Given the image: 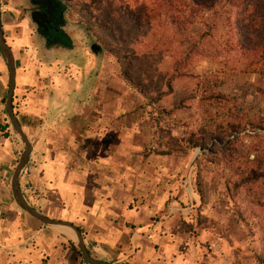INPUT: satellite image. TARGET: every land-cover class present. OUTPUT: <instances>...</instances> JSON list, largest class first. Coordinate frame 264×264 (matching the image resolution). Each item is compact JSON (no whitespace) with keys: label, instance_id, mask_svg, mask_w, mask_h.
<instances>
[{"label":"rangeland","instance_id":"rangeland-1","mask_svg":"<svg viewBox=\"0 0 264 264\" xmlns=\"http://www.w3.org/2000/svg\"><path fill=\"white\" fill-rule=\"evenodd\" d=\"M242 1L214 14L197 0H66L69 19L89 30L87 43L102 47L107 61L121 65L130 89L120 102L142 103L133 110L135 136L112 141L130 150L121 163L136 166L119 173L132 183L125 188L131 196L120 193L124 208L119 210L135 221L141 240L147 228L161 222L156 233L166 246L160 251L138 246L131 264H264V179L251 180L246 171L255 151L264 155V2L258 13L248 14ZM251 16L260 21L257 26L245 21ZM250 122L255 130L230 137V124ZM208 134L215 140L206 150L164 155L173 145L185 149L186 141L200 143ZM111 158L97 162L108 167ZM31 174L23 185L29 204L45 215L51 208L59 213L52 219L64 221L63 207L49 204L50 194L43 192L48 188L42 173ZM93 174L105 182L117 173ZM151 198L160 201L158 208L147 207ZM141 222L145 226L137 229ZM121 233L127 240L131 230ZM120 248L129 253L125 243ZM77 258L81 263L80 252Z\"/></svg>","mask_w":264,"mask_h":264},{"label":"crops","instance_id":"crops-1","mask_svg":"<svg viewBox=\"0 0 264 264\" xmlns=\"http://www.w3.org/2000/svg\"><path fill=\"white\" fill-rule=\"evenodd\" d=\"M0 1L2 31L17 71L14 111L32 145L20 179L26 199L29 200L24 183L33 176L31 173H42L48 188V192H43L50 194L49 204L63 207V220L82 231L86 245L88 241L94 242L87 249L95 259L131 264L138 246L147 247L146 250L158 246V251L163 250L165 238L156 233L161 231V222L147 228L141 240L135 221L130 215L122 216L124 211H120L124 208L120 193L131 196L132 192L125 188L132 183L129 179L121 180L119 173L133 172L136 166L121 163L120 157L130 150L121 149L112 141L135 136L133 110L142 104L120 102L121 93L125 94L129 88L121 65L117 61L115 65L112 59L107 61L102 47L87 43L90 37L86 28L69 19V9L61 43L46 47L27 12L28 1ZM66 38L71 40V48L63 46ZM8 87L9 71L0 50V264H82L67 229L27 219L29 216L20 211L13 198L11 179L23 145L13 136L7 119ZM104 99L109 103H103ZM101 156H113L111 163L107 161L108 167L97 162ZM99 171L117 174L104 182L103 176L93 174ZM157 200L153 202L151 198L147 207L151 204L158 208ZM57 214L50 208L46 216L52 219ZM151 215H147V223ZM125 228L131 230L127 240L120 238ZM106 236L111 241L105 240ZM103 242L114 245L113 251L118 252L112 254ZM121 243L129 247V253H124Z\"/></svg>","mask_w":264,"mask_h":264},{"label":"water","instance_id":"water-1","mask_svg":"<svg viewBox=\"0 0 264 264\" xmlns=\"http://www.w3.org/2000/svg\"><path fill=\"white\" fill-rule=\"evenodd\" d=\"M0 50L3 54V57L7 63L8 71H9V87H8V95L6 99V112L11 120L14 130L20 139L23 142V151L21 153L19 162L17 167L14 170L12 179H11V191L13 198L17 204V206L28 214L30 217L35 219L36 221L40 222L42 225L49 226V227H62L67 229L73 239V243H75L76 247L78 248L82 260L88 264H115L110 262L101 261L98 259L93 258L87 249L85 237L82 231L73 223L68 221H61L57 219H51L43 214L41 211L37 210L35 207L31 206L27 201L25 195L23 194L21 187H20V179L22 174L27 166L29 161L31 152H32V145L26 133L23 131L22 126L15 114L13 99H14V92L16 88V65L13 52L11 48L7 45L4 34L2 31V11H1V1H0Z\"/></svg>","mask_w":264,"mask_h":264},{"label":"trees","instance_id":"trees-1","mask_svg":"<svg viewBox=\"0 0 264 264\" xmlns=\"http://www.w3.org/2000/svg\"><path fill=\"white\" fill-rule=\"evenodd\" d=\"M198 1V6L202 7L203 9H208L209 12H213L214 14H218V8L223 7L225 4L227 5H235V1L238 0H197ZM242 1V0H241ZM264 0H243L242 2H240V4H242L243 8H244V12L245 13H252L253 11H256L257 13L260 11L262 4H263ZM180 7V6H179ZM178 8V7H177ZM216 9V11H215ZM178 10V9H176ZM246 14H244L245 16ZM263 15H261L262 17ZM245 21H248L252 24V26H257L258 23H260V21L258 19L253 18L251 16L247 18ZM263 23V22H262ZM95 23H92V26H94ZM249 28V32L252 34L254 29L253 27ZM85 31L89 34V30L85 29ZM205 35H201V37H204ZM64 47L66 48H71L72 47V42L70 39L66 38V42L63 44ZM263 54H264V49H263ZM214 99L220 98V97H213ZM223 98V97H221ZM222 100V99H220ZM220 104H224V103H220ZM264 123V122H263ZM254 123L250 122L247 126L243 127L242 123L239 124H230L229 125V131H230V137H233L234 134H238V133H242L243 131L246 130V128H250L252 130H255V125H253ZM258 128V127H257ZM262 129H264V127H262ZM215 140L214 135L212 134H208L207 136H204L201 138V142L200 143H195L192 140H188L186 141L187 143V148H183V147H178L176 145H173L171 147H169L168 151L164 154V155H172L174 152H179L182 154H186L187 150H192V149H196V148H200L203 150H206L209 148V145L211 144V142ZM237 138H233V141H236ZM229 143H232V141H230ZM255 155H253V159L249 161V163L246 165L247 166V176L251 179V180H255L256 182L259 180H263L264 179V155H258V151H255ZM252 157V156H251ZM250 157V158H251ZM241 169L238 168L237 171H240ZM245 181V180H243ZM241 182H239V184L237 185V187H241L243 185L240 184ZM202 202H204V194L203 192L199 193ZM79 252V251H77ZM89 254L93 257L92 253L89 252ZM82 264H88L85 263L83 260H81Z\"/></svg>","mask_w":264,"mask_h":264},{"label":"flooded vegetation","instance_id":"flooded-vegetation-1","mask_svg":"<svg viewBox=\"0 0 264 264\" xmlns=\"http://www.w3.org/2000/svg\"><path fill=\"white\" fill-rule=\"evenodd\" d=\"M28 14L38 38L46 47L61 43L65 33L66 0H27Z\"/></svg>","mask_w":264,"mask_h":264}]
</instances>
